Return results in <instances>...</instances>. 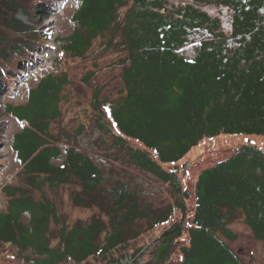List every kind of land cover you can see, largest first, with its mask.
Segmentation results:
<instances>
[{
	"label": "trees",
	"instance_id": "1",
	"mask_svg": "<svg viewBox=\"0 0 264 264\" xmlns=\"http://www.w3.org/2000/svg\"><path fill=\"white\" fill-rule=\"evenodd\" d=\"M51 1L0 0V132L4 117L21 125L10 137L15 182L1 187L0 264H8V246L16 256L30 251L23 258L32 264H109L127 253L126 264H249L225 239H235L228 225L240 216L264 241V148L247 140L194 178L188 167L190 156L204 154L203 142L264 136V0H77L64 50L82 55L110 31L126 51L121 92L109 100L96 93L90 103L109 172L75 145L83 124L52 131L66 77L47 75L25 103L2 105L40 60L49 34L36 23ZM210 7L226 10L229 30ZM200 34L194 54L184 55ZM132 174L163 192L135 184ZM61 186L74 187V206L94 212L70 225L60 220L45 190Z\"/></svg>",
	"mask_w": 264,
	"mask_h": 264
},
{
	"label": "rangeland",
	"instance_id": "2",
	"mask_svg": "<svg viewBox=\"0 0 264 264\" xmlns=\"http://www.w3.org/2000/svg\"><path fill=\"white\" fill-rule=\"evenodd\" d=\"M187 0H169V3H183ZM78 6L77 0H52L49 2V15L39 13L36 24L38 28H43L48 32L47 45L39 55L40 60L30 67L29 70L22 71V77L15 90V95L5 97V102L25 103L29 89L34 87L41 78L51 76L66 77L67 83L62 85L61 96L64 97L61 104V116L59 124H52V131L59 133L60 126L65 130L71 131L73 127L83 124L84 129L74 139V143L79 150L87 153L94 162L110 171L106 159L103 157V151L106 148H100L96 145L97 138L101 133L93 127L91 100L94 94L98 93L99 98L107 100L116 97L122 90L121 70L119 60L126 55L125 48L120 43V37L116 32L97 35L90 47L81 54H73L64 50L63 41L67 38L76 27L71 20L72 14ZM126 8H122L124 13ZM212 15L220 14L223 20V26L226 30L230 29V19L225 9L210 7L207 9ZM17 17L28 22L25 13L20 11ZM202 35L192 37V41L182 50L186 56H192L197 49L198 41ZM61 38V40L59 39ZM58 39V41H57ZM111 40L110 43L108 41ZM20 86V87H19ZM12 88L10 85L8 89ZM19 87V88H18ZM3 107V106H2ZM4 117L2 119V128L0 132V209L5 207V196L1 190L2 185L15 182V174L18 170V164L13 158V152L10 148L11 135L20 129L19 122L13 117ZM59 139L65 141L64 137ZM248 142H254L264 148V136H242V135H225L210 141L208 144L203 142L198 149L205 148L202 156H190L191 165L188 167V177L194 178L199 170L211 163L231 154L235 148ZM136 145L135 143H132ZM195 157V158H194ZM118 165L121 166L119 162ZM125 179L126 175H124ZM133 182L147 190L161 194L163 186L150 182L147 178L135 176L132 174ZM19 181V180H18ZM17 181V182H18ZM74 187L61 186L57 189H46L45 194L50 198L57 207V212L61 214V219L71 224L76 220L88 218L94 209L74 206L70 193ZM36 196L40 191L33 190ZM57 225L51 223L48 230L52 237L51 245L57 242L56 237ZM229 229L236 234L235 239H225L228 245L239 257L249 264H264V241L255 239L250 229L243 222L242 217L237 216L235 220L228 225ZM159 231V230H155ZM155 237V234H151ZM5 248V247H4ZM177 248V247H176ZM6 255L4 260L8 264H32L25 261L23 256L31 255L30 251L22 252L23 255L16 256L17 249L8 246L3 250ZM177 251V250H176ZM131 254H125L119 262L109 264H126V260ZM70 264H74L71 263Z\"/></svg>",
	"mask_w": 264,
	"mask_h": 264
},
{
	"label": "built area",
	"instance_id": "3",
	"mask_svg": "<svg viewBox=\"0 0 264 264\" xmlns=\"http://www.w3.org/2000/svg\"><path fill=\"white\" fill-rule=\"evenodd\" d=\"M132 259V256L131 255H129L128 257H126V260H131ZM140 258H138V260H139Z\"/></svg>",
	"mask_w": 264,
	"mask_h": 264
}]
</instances>
